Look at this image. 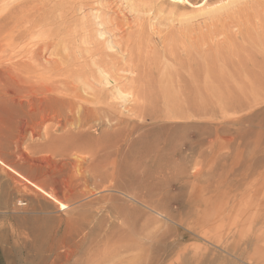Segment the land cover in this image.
I'll return each instance as SVG.
<instances>
[{
    "label": "rangeland",
    "instance_id": "374dc122",
    "mask_svg": "<svg viewBox=\"0 0 264 264\" xmlns=\"http://www.w3.org/2000/svg\"><path fill=\"white\" fill-rule=\"evenodd\" d=\"M31 1L0 0V18L18 2L28 6ZM63 2L53 13L57 24L46 23L33 35L37 42L55 40L59 25L68 38L82 34L99 40L114 38L123 50L133 52L142 75L148 68L155 74L163 69L173 72L183 59L205 65L206 53L211 51L215 61L214 147L211 156L200 158L196 177L192 169L173 172L182 184L174 188L167 169L162 175L155 173L149 187H142L137 180L142 170L136 149L132 153L124 149V155L116 160L113 149L107 148L97 158L101 161L94 162L102 171L117 168L119 179L112 184L119 183L134 195H124L127 191L116 190L111 178H104L100 189L94 191L98 202L87 210L88 215L105 219L109 227L105 224L104 228L115 236L126 234L136 242L128 256L123 252L113 264H127L130 253L134 256L140 252L145 240L151 243L154 264H264V0ZM6 6H10L8 11ZM2 29L0 40L4 41L9 31ZM9 45L0 48V264H27L34 260L32 250L25 248L33 236L24 229L23 221L65 214L63 209L54 208L55 201L45 192L58 190L54 195L59 199H71L72 191L65 187L68 169L62 171L59 164L76 157L63 146L62 132L54 122L45 123L46 128L41 126L45 95L31 85L33 76H28L35 72L29 71L30 75L25 71L28 68L20 67L18 72L9 66L20 49L15 48L16 42ZM114 54L122 58V54ZM41 61L34 66L38 71ZM17 92L23 93L20 96ZM194 119L204 120L200 121L204 124L207 118L201 115ZM200 137L203 146L207 140L205 126ZM83 156L88 158L89 154ZM129 170L136 174L123 176ZM156 178L162 181L159 185Z\"/></svg>",
    "mask_w": 264,
    "mask_h": 264
},
{
    "label": "bare ground",
    "instance_id": "6f19581e",
    "mask_svg": "<svg viewBox=\"0 0 264 264\" xmlns=\"http://www.w3.org/2000/svg\"><path fill=\"white\" fill-rule=\"evenodd\" d=\"M63 1L34 0L28 6L18 2L17 5L13 4L9 11L10 6L8 8L6 6L8 13L5 16L2 13L3 17L0 18V32H3L4 27L9 31L7 37V33L3 35L4 39H9L4 40L6 44L8 41L7 46L0 40L2 43L0 48L5 46L8 48L13 42H16L15 48L20 46L17 56L15 55L16 61L11 62L10 59L9 66L17 71L20 67L28 68L25 71L30 75L29 71L35 72V75L28 76L30 78L33 76L31 85L38 93L43 92L45 95L46 113L41 116V126L49 121L54 122L56 129L62 132L63 146L66 150L75 152L72 158L76 157L64 161L63 166L59 164L62 171L68 169L65 187L72 191L71 197L68 196L70 200L64 201L65 198L61 200L63 196L59 199L54 195L58 190L47 194L42 189L46 196L55 201L54 208L63 209L65 214L23 221L24 229H28L33 236L26 242L25 248L32 250L34 260L26 262L113 264L123 252L128 256L136 242L126 234L115 236L112 230L104 228L105 219L90 216L87 210L88 207L90 210L91 207L94 208V202H98L97 197H94V191L100 189L99 185L104 182V178H111V185L116 190L127 191L123 192L124 195L131 198L134 195L131 196L132 194L123 186L120 188L119 183L112 184L119 179L120 171L118 173L117 168L102 171L95 167L94 162L101 161L97 158H101L98 156L107 148L113 149L116 160L117 157L124 155L122 154L124 149L129 153L136 149L138 166L142 170V177H137V180L142 187H149L153 175L155 173L162 175L161 172L167 169L170 171V186L174 188H181L182 184L180 179L173 176V172L181 173L192 169L196 177L200 170V158L205 154L211 156L214 147L215 61L211 51L206 53L205 65L200 63L196 66L197 62L195 64L194 59L193 61L188 59V62L183 59L177 63L173 72L163 69L155 74L148 68L144 69L142 75L143 71L139 72L135 64L133 52L124 49L127 52L125 54L114 38L99 40L87 34L68 38L65 35L66 30L61 29L59 25L60 30L55 40L37 42L33 35L40 31L43 25L50 22L57 24L53 13L61 8ZM18 13H22V16L18 17ZM77 31L80 32L78 29ZM100 35L102 36L101 32ZM114 51L122 54V58L119 59ZM189 55L190 53L187 55L188 58ZM39 59L40 61L45 59L44 63L41 61L40 71L34 67L39 65ZM121 64L123 68H120ZM120 71L124 74L119 73ZM28 91L30 92L29 89ZM36 99L34 100L38 103L40 98L38 101ZM20 104L18 103V106ZM201 115L207 118L204 124L200 122L204 120L194 119ZM204 126L207 140L202 146L200 136ZM85 154H89V157L83 156ZM74 171H78L79 174H75ZM134 174L135 171L131 173L129 170L123 176L133 177ZM163 178L165 179L160 177L165 181ZM161 180H157L155 184L161 183ZM84 199L88 200L85 202ZM82 200L84 201L80 202ZM71 202L78 205L74 206ZM110 226L112 229L115 228L113 224ZM106 227L109 226L106 224ZM113 236L116 237L115 240H112ZM148 242L145 240L141 251L134 256L130 253L127 264H154L151 243ZM76 254L79 255L72 261Z\"/></svg>",
    "mask_w": 264,
    "mask_h": 264
}]
</instances>
